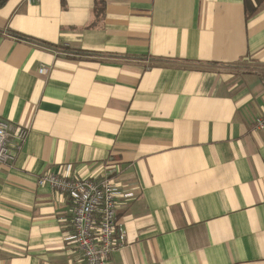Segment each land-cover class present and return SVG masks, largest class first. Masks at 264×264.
<instances>
[{
  "label": "crops",
  "instance_id": "crops-1",
  "mask_svg": "<svg viewBox=\"0 0 264 264\" xmlns=\"http://www.w3.org/2000/svg\"><path fill=\"white\" fill-rule=\"evenodd\" d=\"M5 0L0 264H84L74 202L38 177H111L108 264H264V0ZM17 34L31 40L17 37Z\"/></svg>",
  "mask_w": 264,
  "mask_h": 264
},
{
  "label": "built area",
  "instance_id": "built-area-1",
  "mask_svg": "<svg viewBox=\"0 0 264 264\" xmlns=\"http://www.w3.org/2000/svg\"><path fill=\"white\" fill-rule=\"evenodd\" d=\"M255 129H264V111L254 117ZM27 129L14 127L0 120V162L12 163L24 143ZM38 185L68 195L74 202L72 241L82 254L84 264H108L111 253L125 241V228L116 218L118 197L129 198L131 192H121L111 177L95 180L45 172Z\"/></svg>",
  "mask_w": 264,
  "mask_h": 264
},
{
  "label": "trees",
  "instance_id": "trees-1",
  "mask_svg": "<svg viewBox=\"0 0 264 264\" xmlns=\"http://www.w3.org/2000/svg\"><path fill=\"white\" fill-rule=\"evenodd\" d=\"M5 0H0V6L4 3ZM244 4H245V8H246V13L247 15L252 14L256 8L252 6V3L250 2V0H244ZM17 37L24 39V40H31L25 36L19 35L17 34Z\"/></svg>",
  "mask_w": 264,
  "mask_h": 264
}]
</instances>
